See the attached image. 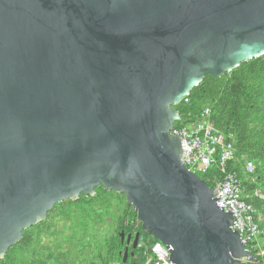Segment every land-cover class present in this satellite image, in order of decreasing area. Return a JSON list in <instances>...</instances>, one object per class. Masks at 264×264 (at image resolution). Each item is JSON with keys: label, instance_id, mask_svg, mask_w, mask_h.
<instances>
[{"label": "water", "instance_id": "95a60500", "mask_svg": "<svg viewBox=\"0 0 264 264\" xmlns=\"http://www.w3.org/2000/svg\"><path fill=\"white\" fill-rule=\"evenodd\" d=\"M262 55L264 0H0V259L101 186L168 264H255L170 130L206 75Z\"/></svg>", "mask_w": 264, "mask_h": 264}, {"label": "trees", "instance_id": "16d2710c", "mask_svg": "<svg viewBox=\"0 0 264 264\" xmlns=\"http://www.w3.org/2000/svg\"><path fill=\"white\" fill-rule=\"evenodd\" d=\"M175 106L180 119L174 127L198 121L209 109L214 126L229 137L235 148L234 161L228 171L237 174L243 200L253 209L259 227L264 231V55L240 64L219 78L206 75L187 96ZM252 162L254 172L243 165ZM199 178L214 189L212 180H220V169L211 168ZM93 196L83 193L54 205L47 218L22 232V239L11 246L0 264H120L124 247L120 233H138L147 246L133 250L134 264H144L150 256L155 239L146 235L136 222V213L127 205L123 193L94 188ZM51 215L54 219L49 221ZM262 216V220H259ZM59 225L60 228H54ZM109 225V226H107ZM54 229V230H52ZM66 230V231H65ZM68 231V233H67ZM45 234L54 236L52 246L42 245ZM257 242L252 254L255 264H264V249Z\"/></svg>", "mask_w": 264, "mask_h": 264}, {"label": "built area", "instance_id": "2783aa9c", "mask_svg": "<svg viewBox=\"0 0 264 264\" xmlns=\"http://www.w3.org/2000/svg\"><path fill=\"white\" fill-rule=\"evenodd\" d=\"M182 100L188 103L187 96ZM170 135L180 139L182 164L189 172L202 176L213 167L220 169L222 178L212 180L216 185L213 190L218 208L232 214L233 224L230 228L238 233L246 250L252 252L255 242L260 248L264 244V231L253 216L252 207L243 200L237 174L228 171L229 162L235 158L233 142L214 126L209 109H204L194 123L173 126ZM243 169L250 174L255 170L252 162L245 163ZM149 250L150 256L144 264H168L169 252L161 243L154 242ZM258 255L264 256V249Z\"/></svg>", "mask_w": 264, "mask_h": 264}, {"label": "flooded vegetation", "instance_id": "af4514ba", "mask_svg": "<svg viewBox=\"0 0 264 264\" xmlns=\"http://www.w3.org/2000/svg\"><path fill=\"white\" fill-rule=\"evenodd\" d=\"M137 234V232L135 233H124V238L122 240V242L120 241V243L123 245L124 250L125 248L127 249V258L124 264H134L132 263V259H135L134 253L132 252L133 250H142L143 248H145L147 246V243L143 242L142 239H140L139 237L137 238V240L135 241V235ZM130 236L127 240V237ZM135 245V248H134ZM123 250V252H124ZM123 252H119L120 255H122L123 258ZM123 264V263H120Z\"/></svg>", "mask_w": 264, "mask_h": 264}, {"label": "rangeland", "instance_id": "374dc122", "mask_svg": "<svg viewBox=\"0 0 264 264\" xmlns=\"http://www.w3.org/2000/svg\"><path fill=\"white\" fill-rule=\"evenodd\" d=\"M257 194H258V196H259L260 198H262V199L264 200V195H263L262 193L260 194V192L257 191ZM46 218H47V217H46ZM46 218H45V219H46ZM52 219H54V215H51L49 221H51ZM259 220H262V216H259ZM43 221H44V220H43ZM107 226H109V225H107ZM54 228H60V226L57 225V226H55ZM52 230H54V229H52ZM65 231H66V230H65ZM67 233H68V231H67ZM53 240H54V236H52V235H50V234H45V235L42 237V245H49V246H52V244H53Z\"/></svg>", "mask_w": 264, "mask_h": 264}, {"label": "clouds", "instance_id": "9594fccd", "mask_svg": "<svg viewBox=\"0 0 264 264\" xmlns=\"http://www.w3.org/2000/svg\"><path fill=\"white\" fill-rule=\"evenodd\" d=\"M199 177V176H198ZM252 253V252H251Z\"/></svg>", "mask_w": 264, "mask_h": 264}]
</instances>
